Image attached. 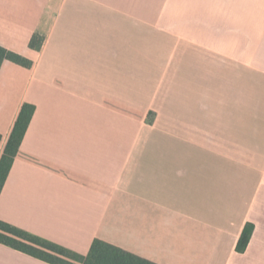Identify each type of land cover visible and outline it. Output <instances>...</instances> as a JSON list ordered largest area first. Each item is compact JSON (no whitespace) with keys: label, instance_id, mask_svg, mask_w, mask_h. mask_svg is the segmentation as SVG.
I'll use <instances>...</instances> for the list:
<instances>
[{"label":"crops","instance_id":"obj_1","mask_svg":"<svg viewBox=\"0 0 264 264\" xmlns=\"http://www.w3.org/2000/svg\"><path fill=\"white\" fill-rule=\"evenodd\" d=\"M0 46L33 63L0 69V160L36 107L0 220L81 255L264 264V0H0Z\"/></svg>","mask_w":264,"mask_h":264},{"label":"trees","instance_id":"obj_2","mask_svg":"<svg viewBox=\"0 0 264 264\" xmlns=\"http://www.w3.org/2000/svg\"><path fill=\"white\" fill-rule=\"evenodd\" d=\"M43 42L44 38L35 34L30 41V47L40 50ZM5 61L25 68H31L33 65L29 59L0 46V69ZM35 110L34 105L25 103L16 121L0 160V195L20 151ZM254 228L251 223L245 226L236 246L237 252L246 251ZM0 243L49 264H157L100 239H95L89 252L86 255H81L2 220H0Z\"/></svg>","mask_w":264,"mask_h":264},{"label":"rangeland","instance_id":"obj_3","mask_svg":"<svg viewBox=\"0 0 264 264\" xmlns=\"http://www.w3.org/2000/svg\"><path fill=\"white\" fill-rule=\"evenodd\" d=\"M128 114H129V117H133V118H139V121L141 120V123L142 124H144V128H143V131H144V129H146L147 128V130L149 129L148 127H147V125H149V124H151V122H152V113L151 112H149V113H147L145 116H140V111H139V116H138V114H137V112L134 110V109H130V108H128ZM143 133H145V132H143ZM147 133V132H146Z\"/></svg>","mask_w":264,"mask_h":264}]
</instances>
